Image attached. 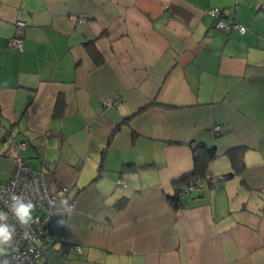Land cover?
Instances as JSON below:
<instances>
[{
    "label": "crops",
    "instance_id": "0c3cea01",
    "mask_svg": "<svg viewBox=\"0 0 264 264\" xmlns=\"http://www.w3.org/2000/svg\"><path fill=\"white\" fill-rule=\"evenodd\" d=\"M261 3L0 0V182L4 139L23 140L57 196L37 264H264ZM214 7L247 30L215 27ZM190 142L214 147L206 174L222 179L174 208ZM235 147L244 168L224 177Z\"/></svg>",
    "mask_w": 264,
    "mask_h": 264
},
{
    "label": "built area",
    "instance_id": "2783aa9c",
    "mask_svg": "<svg viewBox=\"0 0 264 264\" xmlns=\"http://www.w3.org/2000/svg\"><path fill=\"white\" fill-rule=\"evenodd\" d=\"M264 8V3H261ZM211 16L216 18L215 27L220 29H236L239 33H244L247 27L237 21H229L223 16L221 9L214 7L206 10ZM87 15L81 13L77 16L76 22L85 23ZM16 26L20 30L24 26L22 20H16ZM23 39L20 36H10L7 45L10 47L21 48ZM104 104H109V98L104 99ZM219 129V126L216 127ZM5 143L11 144L16 148L13 156L14 167L11 175L0 183V210L8 211L6 205L11 204L9 195L15 193L19 195L24 203L31 201L35 208L33 210V220L28 225H21L10 211H8L9 223L14 228V234L11 241L5 245L6 252L0 256V264L7 259L8 264H37L41 250L37 246V241L45 237L50 232L51 219L56 204V194L48 191L43 173L34 168L21 154L28 143L26 141H14L11 138H5ZM222 176L210 175L208 184L216 186L221 181ZM124 184L122 180L117 181ZM197 180H192L189 184L184 185L179 194L197 190ZM61 191L67 190L66 186H60ZM27 233V238H22ZM77 249H80L77 246Z\"/></svg>",
    "mask_w": 264,
    "mask_h": 264
},
{
    "label": "trees",
    "instance_id": "16d2710c",
    "mask_svg": "<svg viewBox=\"0 0 264 264\" xmlns=\"http://www.w3.org/2000/svg\"><path fill=\"white\" fill-rule=\"evenodd\" d=\"M190 144L193 147V169L190 173L174 180V185H175L176 190L172 195H169L168 197L170 204L174 208H177L180 205L179 191L184 185L189 184L194 179L196 180H198L199 178L209 179V177H207V174H206V166H207L208 161H210V159H212L215 156L214 147L206 146L200 143L196 144L193 142H190ZM242 152H243V147H235V148H231L227 150L228 157L232 164V170L228 171L224 175V177L233 176V175H236L242 172L244 168Z\"/></svg>",
    "mask_w": 264,
    "mask_h": 264
},
{
    "label": "clouds",
    "instance_id": "9594fccd",
    "mask_svg": "<svg viewBox=\"0 0 264 264\" xmlns=\"http://www.w3.org/2000/svg\"><path fill=\"white\" fill-rule=\"evenodd\" d=\"M9 199L12 202L11 204L6 205L8 211L12 213V215L21 225H28L33 220L32 213L35 205L31 201L24 203L22 198L15 193H11L9 195ZM63 203L66 204L67 201L65 200ZM8 211L0 210V256L5 254V245L11 241L14 234V228L11 227L9 223H5L10 219ZM57 223L59 224L61 221H58ZM22 238H27V233H25ZM3 264H8L7 259H5Z\"/></svg>",
    "mask_w": 264,
    "mask_h": 264
},
{
    "label": "rangeland",
    "instance_id": "374dc122",
    "mask_svg": "<svg viewBox=\"0 0 264 264\" xmlns=\"http://www.w3.org/2000/svg\"><path fill=\"white\" fill-rule=\"evenodd\" d=\"M220 29V28H219Z\"/></svg>",
    "mask_w": 264,
    "mask_h": 264
}]
</instances>
